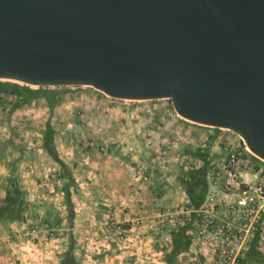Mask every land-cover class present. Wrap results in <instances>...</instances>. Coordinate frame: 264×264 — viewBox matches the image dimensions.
<instances>
[{"label": "water", "instance_id": "water-1", "mask_svg": "<svg viewBox=\"0 0 264 264\" xmlns=\"http://www.w3.org/2000/svg\"><path fill=\"white\" fill-rule=\"evenodd\" d=\"M0 81L169 100L264 163V0H0Z\"/></svg>", "mask_w": 264, "mask_h": 264}, {"label": "rangeland", "instance_id": "rangeland-1", "mask_svg": "<svg viewBox=\"0 0 264 264\" xmlns=\"http://www.w3.org/2000/svg\"><path fill=\"white\" fill-rule=\"evenodd\" d=\"M49 89L56 93L52 111L42 99L19 107L16 100L0 97V152L11 151L18 157L17 171L31 177L26 179L39 200L46 207L54 206L56 218L66 219L70 239L55 264L66 257L71 264H81L84 250L98 246L92 242L84 248V243L74 241L75 219L80 213L85 223L91 221L88 233L100 236L108 249L113 243L130 245L127 249L134 251L135 264H157L154 251L167 248L160 239L173 235L182 218L192 215L182 212L196 211L191 201L183 199L194 188L199 195L206 178L221 188L215 173L231 148L240 152L244 166L264 169L262 162L244 150L237 135L181 119L169 100H115L89 87ZM17 110L21 113L11 118ZM204 173L207 177H202ZM62 174L69 178L59 179ZM103 181L105 186L119 185L118 181L122 185L107 186L104 191ZM111 188L121 193L120 207L126 210L129 205L137 209L143 205L139 194L147 188L146 209L121 211L113 200L116 192L109 193ZM195 197L196 203L203 198L214 213L226 208L207 196ZM56 232L55 238L59 236ZM142 236H149L154 248L153 243L142 242ZM128 239L134 240L122 242ZM144 250L149 251L147 256Z\"/></svg>", "mask_w": 264, "mask_h": 264}, {"label": "crops", "instance_id": "crops-1", "mask_svg": "<svg viewBox=\"0 0 264 264\" xmlns=\"http://www.w3.org/2000/svg\"><path fill=\"white\" fill-rule=\"evenodd\" d=\"M20 113L21 110L15 111L11 115V118H14ZM10 152L0 157V264H55V260L60 254L65 252L64 247L66 239H70V234H68L67 231L65 232L66 219L64 216L56 218L55 215H53V212L56 213L54 206L50 205L46 207L39 200V197L36 196L37 193L34 187L31 185L32 182L26 179L31 177L27 172L23 174L20 170L19 172L17 171V168L20 166L16 164L18 157H13V153ZM244 164L243 159H241L238 166V173L242 182L253 189L257 177L262 173L264 174V169L260 166L258 170H255L252 165L250 167L247 166L249 167L247 168ZM203 175L207 177L205 173L202 174V177ZM106 180L109 181V179ZM209 181L210 180H207V178L206 181L203 180L199 195L197 193L198 189L194 188L190 192L189 198H187L188 200L183 199V201H191L196 211L205 210L209 213L213 212L212 208L206 205L203 198L196 203L195 196H207L208 199L212 198L214 202H218L219 204L223 203L224 207H233L237 197L224 193L221 180L219 181L221 184L219 186H221V188L217 187V181L213 184ZM112 184L113 183H106L109 187L113 186ZM118 184L122 185L121 181H118ZM119 185L113 187L120 188ZM107 186L104 185L103 181L102 190L105 191V189H108ZM114 188H111L109 193L116 192ZM245 188L247 187H244V189ZM94 189L95 193L100 194L98 189L95 187ZM107 192L108 191L105 193ZM12 193L18 195V199L15 200V202L10 201V194ZM213 193L215 194L213 195ZM115 194L116 199L113 200H116L115 204L119 208L123 204L119 196L121 193L116 192ZM139 195L142 196L140 200L143 202V205H137V207H139L138 209L135 205H129V209L127 210L124 207H120L121 211L132 212L134 210L141 209L143 211L146 209V203L144 202H146L147 197L149 198L147 188H142ZM62 209H64V207ZM58 210L60 212V209ZM121 214L123 213L121 212ZM82 216L83 214L80 213L79 219H75L73 235L77 238L74 237V241L84 243V248H88V243L92 242H95L98 246L94 247L92 250L85 249V254L83 251L80 252V254L83 253L82 255L84 258L81 264H135L134 251L132 250L130 252L127 249L130 245L124 247L123 244L113 243L112 248L108 249L102 244L103 240L100 236L88 233L87 230L91 221L85 223V219H83ZM190 216L191 217L182 218L173 235L160 239V242H165L164 244H166L167 248L162 249L160 252L154 251L158 258L157 264H213L214 255L211 245H205L192 236L195 232V220L193 215ZM77 220H79L78 223H76ZM76 224L79 225L77 228ZM148 225H151V223H148ZM32 230L33 233H31ZM55 230L58 231L56 233H59V238H55ZM68 231H70V229ZM133 240L134 239H128L122 242L128 244V242H132ZM140 240L142 242L153 243V245L150 246L154 248V241L150 239L149 236H142ZM148 252L147 250L142 251L145 255ZM242 263L264 264V250H260L256 247L255 238L248 244Z\"/></svg>", "mask_w": 264, "mask_h": 264}, {"label": "built area", "instance_id": "built-area-1", "mask_svg": "<svg viewBox=\"0 0 264 264\" xmlns=\"http://www.w3.org/2000/svg\"><path fill=\"white\" fill-rule=\"evenodd\" d=\"M240 161V152L231 148L220 171L215 173L224 193L237 197L233 207L215 213L187 209L182 212L194 217L195 232L191 235L211 245L213 264H243L248 244L254 238L256 247L264 250V174L257 177L253 189L249 188L238 173Z\"/></svg>", "mask_w": 264, "mask_h": 264}, {"label": "trees", "instance_id": "trees-1", "mask_svg": "<svg viewBox=\"0 0 264 264\" xmlns=\"http://www.w3.org/2000/svg\"><path fill=\"white\" fill-rule=\"evenodd\" d=\"M0 97L8 101L10 99H14L17 101L19 107H29L33 103V101L37 99H42L48 105L50 111H52L53 105L56 102V93L51 91L49 88H37L33 89L31 87L23 86L20 84L12 83V82H3L0 81ZM4 103V102H2ZM215 131H218L214 129ZM4 153L0 152V157ZM66 168L63 167V171ZM69 176L60 175L59 178H66ZM18 199L17 194H10V201L15 202ZM11 203V202H9ZM61 264H71L70 257H66Z\"/></svg>", "mask_w": 264, "mask_h": 264}, {"label": "bare ground", "instance_id": "bare-ground-1", "mask_svg": "<svg viewBox=\"0 0 264 264\" xmlns=\"http://www.w3.org/2000/svg\"><path fill=\"white\" fill-rule=\"evenodd\" d=\"M246 149H247V147H246ZM247 151H248L251 155H253L248 149H247Z\"/></svg>", "mask_w": 264, "mask_h": 264}]
</instances>
